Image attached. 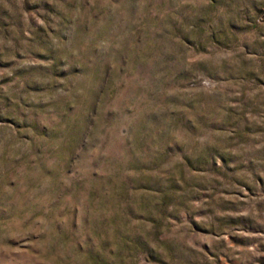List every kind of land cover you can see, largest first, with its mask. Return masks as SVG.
<instances>
[{"label": "rangeland", "instance_id": "obj_1", "mask_svg": "<svg viewBox=\"0 0 264 264\" xmlns=\"http://www.w3.org/2000/svg\"><path fill=\"white\" fill-rule=\"evenodd\" d=\"M0 264H264V0H0Z\"/></svg>", "mask_w": 264, "mask_h": 264}]
</instances>
